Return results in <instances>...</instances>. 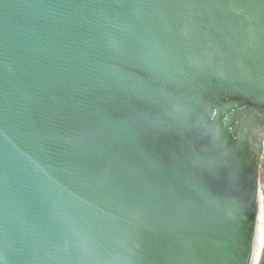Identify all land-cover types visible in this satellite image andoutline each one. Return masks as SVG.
<instances>
[{
    "label": "water",
    "instance_id": "95a60500",
    "mask_svg": "<svg viewBox=\"0 0 264 264\" xmlns=\"http://www.w3.org/2000/svg\"><path fill=\"white\" fill-rule=\"evenodd\" d=\"M264 0H0V264H255Z\"/></svg>",
    "mask_w": 264,
    "mask_h": 264
},
{
    "label": "bare ground",
    "instance_id": "6f19581e",
    "mask_svg": "<svg viewBox=\"0 0 264 264\" xmlns=\"http://www.w3.org/2000/svg\"><path fill=\"white\" fill-rule=\"evenodd\" d=\"M258 218H263L264 220V192L262 191V187L260 191V204H259ZM263 249H264V237H263V241H262L257 259L255 261V264H259Z\"/></svg>",
    "mask_w": 264,
    "mask_h": 264
},
{
    "label": "rangeland",
    "instance_id": "374dc122",
    "mask_svg": "<svg viewBox=\"0 0 264 264\" xmlns=\"http://www.w3.org/2000/svg\"><path fill=\"white\" fill-rule=\"evenodd\" d=\"M264 157L262 158V161H261V187H262V191L264 192Z\"/></svg>",
    "mask_w": 264,
    "mask_h": 264
},
{
    "label": "trees",
    "instance_id": "16d2710c",
    "mask_svg": "<svg viewBox=\"0 0 264 264\" xmlns=\"http://www.w3.org/2000/svg\"><path fill=\"white\" fill-rule=\"evenodd\" d=\"M263 166H264V164H263ZM259 264H264V249H263L262 256H261Z\"/></svg>",
    "mask_w": 264,
    "mask_h": 264
}]
</instances>
